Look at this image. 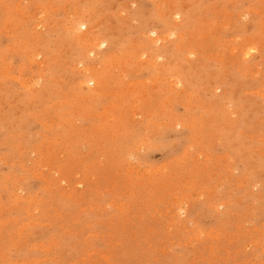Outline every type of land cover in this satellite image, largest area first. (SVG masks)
Here are the masks:
<instances>
[{
  "label": "rangeland",
  "instance_id": "obj_1",
  "mask_svg": "<svg viewBox=\"0 0 264 264\" xmlns=\"http://www.w3.org/2000/svg\"><path fill=\"white\" fill-rule=\"evenodd\" d=\"M0 264H264V0H0Z\"/></svg>",
  "mask_w": 264,
  "mask_h": 264
},
{
  "label": "bare ground",
  "instance_id": "obj_2",
  "mask_svg": "<svg viewBox=\"0 0 264 264\" xmlns=\"http://www.w3.org/2000/svg\"><path fill=\"white\" fill-rule=\"evenodd\" d=\"M82 39H83V37H82Z\"/></svg>",
  "mask_w": 264,
  "mask_h": 264
}]
</instances>
